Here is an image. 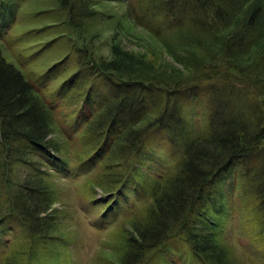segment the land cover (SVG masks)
<instances>
[{
	"label": "trees",
	"instance_id": "obj_1",
	"mask_svg": "<svg viewBox=\"0 0 264 264\" xmlns=\"http://www.w3.org/2000/svg\"><path fill=\"white\" fill-rule=\"evenodd\" d=\"M26 1L0 0V18L10 23L13 11ZM110 1L124 5V18L146 28L186 70L158 72L116 43L111 61L99 59L91 70L87 53H94L92 43L84 52L76 41L92 37L97 6ZM52 2L37 13L28 11L30 22L56 18L36 31L53 26L56 38L68 40L79 57L67 78V71L59 70L67 54L41 74L48 77L56 70L63 92L83 97L88 104L97 100L95 109L81 117V127L73 129L79 144L73 150L76 166L81 172L93 171L88 177L93 192L99 187L106 193L102 204L95 202L105 216L113 212L116 218L122 211L120 199L127 195L144 201L124 207L132 230L120 225L124 233L115 258L97 261L175 264L169 253L178 250L186 264H240L219 226L234 193L232 184L227 186L229 174L240 168L241 208L255 217L252 221L264 238V0ZM71 29L78 34L74 41L65 36ZM2 41L0 34V221L12 220L23 242H14L0 264L35 259L48 264L50 249L55 254V247L69 240L55 217L58 186L45 160L66 168L72 161L62 138L51 137L58 123L50 92H44L45 85L33 75L28 78L22 65L7 59ZM98 73L105 78L103 87L95 90V80L87 89L84 82ZM195 100L205 113L201 133L188 117L187 108ZM58 130L70 142L68 132ZM158 134L177 153L176 162L162 174L146 168L144 159L152 138L147 137ZM36 249L43 251L44 261L36 258Z\"/></svg>",
	"mask_w": 264,
	"mask_h": 264
},
{
	"label": "rangeland",
	"instance_id": "obj_2",
	"mask_svg": "<svg viewBox=\"0 0 264 264\" xmlns=\"http://www.w3.org/2000/svg\"><path fill=\"white\" fill-rule=\"evenodd\" d=\"M51 3H53L52 0H28L13 11V18L10 23H6L4 19L0 18V34L3 40L4 55L8 60L20 66L22 65L28 78L33 75V80L39 84L42 82V86L45 85L46 87V89L43 88L44 92H50L48 96H51L53 103L54 101L56 103L54 105L58 123L57 130L54 134H51V137L60 136L62 138V140L59 138L60 143L67 147L69 151L68 158L72 161V167L70 165V168H66L63 164H61L62 166H59L58 163H56V166L53 165V160H51L52 162L49 160L46 162L45 160L44 167L54 173L51 178L58 186V200L54 204V208L58 211H56L55 217L62 222L63 230L67 232L66 236L69 241L66 245L55 247V254L54 248H51L50 256L47 258L44 257L42 250L39 249L38 252L36 249L35 251L38 253L36 258L44 261L42 260L44 257L48 260V264H103L104 262H98L97 260L101 258L103 261L106 259L105 261L108 262L113 260L117 254L116 244L124 233L121 231L120 225H124V229L128 231L132 230L130 220L124 216V207L128 204L132 205V203H134L133 206L138 207L144 201H135L132 195H127V197L120 199L119 205L122 211L115 216L116 218H113V212H107L110 216H105V211H102L99 204L106 200L104 198L106 193L99 187L94 188L93 192L91 185L88 183V177L93 171L81 172L82 169L76 166L79 163L76 162L78 158L73 150L78 148L79 144L76 139L78 134L75 131L74 133L73 129L78 125L81 127L79 124L81 117L86 116L91 109H95L97 100L88 104L85 103L83 97L77 98L67 90L63 92L64 90H61L63 83L61 84V79H57L59 73L56 70L51 72L53 75L48 77L41 74V70L45 71L51 64L56 63L57 58H62L67 54L68 58L59 65L61 66L60 71H67L65 74L67 78V74H70L71 71L69 68L77 65L76 61L79 57L68 40L56 38L57 34L52 31L53 26L49 27L51 29L45 28L36 31L45 23H49L56 18L47 17L46 19L30 22L31 17L28 16V11L31 10L33 13H37L35 12L36 9L40 10V8L48 7ZM125 9L124 5L115 1L100 3L97 6L99 11L97 19L93 20V24L91 23L92 37L86 36L85 39L81 37L80 40L76 41L84 52L93 45L92 50L94 53H87L92 57V60L88 62L89 68L93 70L95 68L93 64L98 62L99 59L110 62L113 58L111 46L116 43L121 48L137 53L138 58L144 59L147 64L150 63L153 66L152 68L159 69L158 72H163L161 69L170 73L186 70L176 62L162 43L146 28L134 23L132 19L124 18ZM94 30L97 32L94 33ZM77 35V31L71 29L67 31L65 36L74 41V39H78ZM53 40L54 42L51 43ZM17 56H21L20 61ZM63 65L66 69L62 68ZM36 77L38 78L36 79ZM102 79L105 80L99 73L91 74L84 85L89 89L94 86L96 80L95 90H97L103 87ZM112 79L106 78V80L112 81L111 83H115ZM117 89L118 87L113 92ZM198 104L199 102L195 100L187 110L191 109L188 117L191 118L192 128L196 133H201L202 128L204 129L205 113L201 103ZM74 108L78 109V112ZM200 113L202 114L200 115ZM58 129H65L68 132L70 142L61 136ZM148 138L151 139L144 149L145 167L153 173L168 172L176 162L177 153L172 152L163 134L150 135ZM74 161L75 163H73ZM239 170L240 168H237L229 174L230 178L227 186L232 184V191H230L231 194L234 193L230 199V209L226 212L227 216L223 218L222 226L221 224L219 226V233L222 239L230 243L229 245L233 249V258L235 257L238 263L264 264V238L260 235V230L257 229L255 222L252 221L255 220V217L251 213L244 212L241 208L242 202L238 198L240 193L239 188L237 189L240 178ZM93 197L96 200L92 201ZM2 222L3 220L0 221V259L11 249L14 242L21 241V239L23 242L22 231L12 220L5 219ZM58 255H60L59 260L57 259ZM169 258L175 264H186L178 250L170 252ZM24 261L26 262V260ZM28 264L41 263L38 259H35Z\"/></svg>",
	"mask_w": 264,
	"mask_h": 264
}]
</instances>
